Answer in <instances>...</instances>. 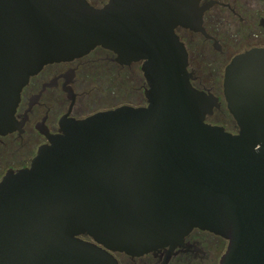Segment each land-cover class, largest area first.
Segmentation results:
<instances>
[{
    "label": "water",
    "instance_id": "obj_1",
    "mask_svg": "<svg viewBox=\"0 0 264 264\" xmlns=\"http://www.w3.org/2000/svg\"><path fill=\"white\" fill-rule=\"evenodd\" d=\"M199 3L0 0V136L20 129V91L45 64L102 47L140 61L147 84L145 106L63 117L29 166L4 173L0 264H117L112 252L173 246L192 228L226 240L218 264H264V47L224 68L237 130L205 122L218 98L192 86L174 31L206 36ZM136 80L111 100L136 102Z\"/></svg>",
    "mask_w": 264,
    "mask_h": 264
},
{
    "label": "flooded vegetation",
    "instance_id": "obj_2",
    "mask_svg": "<svg viewBox=\"0 0 264 264\" xmlns=\"http://www.w3.org/2000/svg\"><path fill=\"white\" fill-rule=\"evenodd\" d=\"M87 1L95 7L107 2ZM199 4L207 6L202 15L206 36L181 26L174 31L187 51L192 86L218 98L219 107L206 116L205 122L235 132L237 126L223 98V72L234 55L252 47H264V0H200ZM246 31L250 38H246ZM133 65L138 67L135 72ZM140 66V61L120 64L112 51L102 47L70 61L43 65L20 91L14 114L20 129L0 136V179L9 169L29 166L37 148L48 143L46 134L59 132L61 118L81 119L121 105L145 106L147 84ZM135 76L138 80L128 94L138 100L112 101V95H116L122 83ZM216 116L232 126L227 128L223 122L213 120ZM225 245L226 240L221 236L192 228L173 246L139 255L124 252H112V255L117 264H218Z\"/></svg>",
    "mask_w": 264,
    "mask_h": 264
},
{
    "label": "rangeland",
    "instance_id": "obj_3",
    "mask_svg": "<svg viewBox=\"0 0 264 264\" xmlns=\"http://www.w3.org/2000/svg\"><path fill=\"white\" fill-rule=\"evenodd\" d=\"M245 35H247L246 36V38H250V36H248L249 34H248V31H246L245 32ZM248 40V39H247ZM208 55H210V54H208ZM206 56V55H205ZM213 120H216L217 122H220L221 124H222V122H223V124L227 127V128H230L231 126H232V123L231 122H229V121H224L221 117H219V116H216V117H214V119Z\"/></svg>",
    "mask_w": 264,
    "mask_h": 264
}]
</instances>
